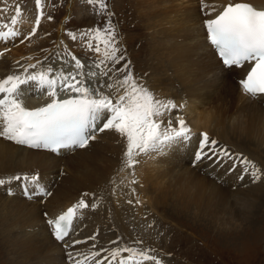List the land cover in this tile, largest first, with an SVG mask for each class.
Wrapping results in <instances>:
<instances>
[{
    "label": "snow or ice",
    "instance_id": "1",
    "mask_svg": "<svg viewBox=\"0 0 264 264\" xmlns=\"http://www.w3.org/2000/svg\"><path fill=\"white\" fill-rule=\"evenodd\" d=\"M86 2L97 14L105 16L104 22L79 34L69 30L66 35L71 41H82L93 58L82 60L64 45L62 51L57 46L54 53L34 63L27 62L31 57L25 63L14 61V70L0 78V139L20 147L60 154L87 149L92 142H99L98 137L105 132L115 133L123 143L120 172L132 177L127 184L121 179L120 184L130 188L133 194L136 188L132 185L139 184L135 170L141 164L140 158L155 159L177 149H191L193 167L207 163L225 169L226 174L239 168L233 190L237 183L247 187L246 179L251 184L264 181V168L258 163L221 144L208 131H193L183 114L186 99L177 103L173 98L159 96L144 77L135 73L120 45L117 26L112 21L114 13L109 10L107 0ZM200 12L206 39L223 65L228 69L247 67L246 75L239 81L242 90L252 100L264 103V7L248 0H200ZM35 13L34 26L27 34L18 27L21 6H16L10 21L0 18V41H16L23 36L19 40L23 44L37 34L43 19H54L46 15L44 0H35ZM7 51V48L0 51V57ZM32 95L43 102L29 106ZM13 182H19L28 199L52 195L41 183L38 171L0 177V186H8V195L14 194ZM116 192L114 187L112 194ZM102 201L103 196L85 191L58 215L44 214L54 238L64 243L68 264H165L157 249L143 247L141 239L133 240L130 246L117 236L109 242L113 247L97 250L94 242L98 232L88 237L93 241L90 252L74 250L82 241L66 242V238L74 231L75 222L82 220L87 211L97 210ZM126 202L142 204L139 198Z\"/></svg>",
    "mask_w": 264,
    "mask_h": 264
},
{
    "label": "bare ground",
    "instance_id": "2",
    "mask_svg": "<svg viewBox=\"0 0 264 264\" xmlns=\"http://www.w3.org/2000/svg\"><path fill=\"white\" fill-rule=\"evenodd\" d=\"M248 2L257 7H264V0ZM136 3L139 14L151 21L147 23L152 40L150 46L157 62L155 72L157 74L158 69L160 71V78L155 75L152 67L147 76L142 75L147 85L159 96L173 98L177 103L186 99L187 107L183 114L194 132L208 131L221 144L230 143L233 147L248 148L246 151L253 145L264 146V103L252 100L242 90L239 81L246 75L247 67L226 68L208 43L203 27L204 17L200 12V0H136ZM5 43L8 42L3 41L2 44ZM22 51H17V55L12 56L13 61L8 66L0 64V78L14 70V61L25 57ZM23 61L26 59L21 60ZM42 102V99L38 100L35 95L28 101L29 106H37ZM98 141L92 142L87 149L57 155L46 150L20 147L0 139V177L17 172L38 171L43 174L41 183L52 193L49 197L37 195L28 199L23 195L19 182H13L11 185L13 195L7 194L8 186H0V195L13 197L14 207L18 205L19 200L24 201L22 207L28 209L23 217L24 223L32 220L40 228L39 232L25 228L24 233L14 239L7 206L1 205L2 243L8 251L11 250L15 264H68L64 243L54 238L44 214L47 213L48 217L56 216L76 202L85 191L96 192L103 196V201L97 210L87 211L82 220L76 221L74 231L66 238V242L85 240V243L74 246V250L82 253L92 250L93 241L88 237L97 231L102 235L97 237L94 243H98L100 247H113L109 242L117 236L129 244L127 231L123 234L126 228L124 214L134 213L138 220L145 216L143 213L146 209L142 204L129 205L126 202L128 199L135 201L139 198L154 210L175 195L179 199L178 207L173 211L181 216H188L193 211L190 206L186 207L183 198L197 205L196 212H204L199 204H206L210 208L216 205L224 206L214 211V218L215 221L229 224L225 227H241L244 222L250 221L255 223L252 211L260 200L261 184L264 181L249 183L247 188L240 187L237 183L233 190L232 185L236 183L239 168L235 173L226 174V170L219 167L208 171L210 166L207 163L205 170L199 166L193 167L190 163L191 149L180 150L181 152L177 149L155 159L140 158L141 164L135 170L139 184L132 185L136 188V194H133L130 188L120 184L121 179L125 180V184L132 179L131 176L125 177V173L120 172L123 150L121 138L115 133L105 132L98 137ZM217 170L219 173L212 178ZM209 173L211 175H207ZM223 178L226 181L232 180L231 185L223 187ZM167 182L175 186L170 189ZM114 187L117 188L116 195L112 194ZM56 191L62 196L51 201ZM73 192L78 194L73 195ZM179 201H182L183 205ZM28 202L37 205L39 210L29 206ZM59 203L63 204L62 207L54 209ZM232 205L237 209H226ZM52 210L58 211L51 214Z\"/></svg>",
    "mask_w": 264,
    "mask_h": 264
},
{
    "label": "rangeland",
    "instance_id": "3",
    "mask_svg": "<svg viewBox=\"0 0 264 264\" xmlns=\"http://www.w3.org/2000/svg\"><path fill=\"white\" fill-rule=\"evenodd\" d=\"M44 2L46 15L50 14L54 19L52 21L43 19L37 34L23 44L19 43L23 36L16 41L5 43L9 51L0 58V64L8 66L13 61L12 56H16V52L20 50H23L22 54L25 57H20L17 60L21 62L22 59L31 57L32 59L27 62L34 63L37 59H43L45 55L54 53L57 46L62 51L64 45H67L73 53L75 52L74 54L77 57V54H79L89 60L93 58V53L82 46V41L79 39L71 41L66 33L71 30L79 34L84 29L96 26L98 22L103 23L105 16L97 14L93 10V6L88 5L86 0H44ZM107 3L109 10L114 13L112 21L117 26L120 45L125 49L126 60H131L135 73L142 76L148 73L151 67L155 72L157 62L153 58L150 46L152 40L150 30L147 28V23H151L150 19L148 20L139 14L136 0H107ZM17 5L21 6L22 13L18 17V27L24 34H27L28 30L26 31V29L30 31L34 26L35 0H0V18L5 22L10 21L11 17L15 15ZM26 22L27 24H25ZM46 33L50 35H46ZM61 40H63V44L60 43ZM2 43L3 41H0V51H4L5 44ZM159 73L158 69V73L155 72L158 78H160ZM226 145L248 156L264 168V146L253 145L246 151L245 149L248 148L233 147L230 143H226ZM210 170L213 171L214 168L209 167L208 171ZM217 173H219V170L213 173L212 178ZM40 176H43V174H40ZM58 181L62 180L58 179ZM231 182L232 180L226 181L223 178L221 184L223 187H228ZM244 183L247 186L249 185L247 179ZM167 184L170 189L175 186L171 182H167ZM56 185L58 186L57 183ZM238 185L242 187L241 184ZM261 187L260 200L256 202L252 211L255 216V223L250 221L244 222L241 227H225L229 224L220 223L215 221L214 218V211L224 206L216 205L210 208L206 204L201 205L198 203L204 212H196L197 205H193L190 200L183 198L182 200L187 204L186 207L190 206L193 211L188 216H181L173 211L175 207H178L177 201L179 199L173 195L168 202L159 204L154 209L156 211L150 208L147 202L143 201L142 205L146 209L143 213L145 216L140 217L138 220H136L134 213H123L126 227L123 234L127 231V237L130 236L128 238L131 242L135 239H141L143 240V247L156 248L159 255L165 260V264H264V182ZM227 191L229 190L227 189ZM76 194L78 193L73 192V195ZM61 196L62 194L56 191L51 201H54L55 197L60 198ZM179 202L183 205L182 201ZM23 203V200H19L18 205L14 207L13 197L0 195V207L5 204L8 214H10V229L14 239L22 235L25 228L35 232L40 230L39 226L34 224L32 220L24 223L23 217L28 209L22 207ZM28 205L37 211L39 210L37 205L34 206L29 202ZM62 205L61 203L56 204L54 209H59ZM226 209L231 211L236 210L237 207L232 205ZM57 211L52 210L51 214ZM91 215L90 213L89 217ZM99 234L97 237H101L102 233L99 232ZM2 241L3 236L0 230V264H15L11 250L8 251ZM82 242L85 243L86 241ZM96 246L97 249L100 248L98 243H96ZM168 253L170 255H167Z\"/></svg>",
    "mask_w": 264,
    "mask_h": 264
}]
</instances>
